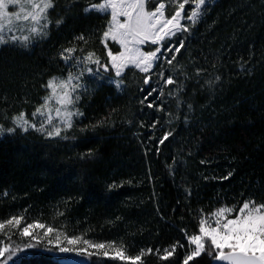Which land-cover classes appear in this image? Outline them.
Segmentation results:
<instances>
[{
  "label": "trees",
  "instance_id": "obj_1",
  "mask_svg": "<svg viewBox=\"0 0 264 264\" xmlns=\"http://www.w3.org/2000/svg\"><path fill=\"white\" fill-rule=\"evenodd\" d=\"M97 2L56 0L47 39L27 51L0 46V123L8 126L5 116L21 110L30 116L46 95L47 79L67 75L70 69L59 58L64 48L94 50L104 59L100 36L106 19L83 11ZM81 34L86 45L75 40ZM184 42L177 60L192 78L184 81L178 113L168 88L164 111L146 107L153 99L161 102L158 92L141 104L140 89L148 86L142 74L129 70L121 89L106 76L82 97L84 116L69 139L48 140L33 132L0 139V221L23 215L25 222L39 221L68 235L114 241L128 255L151 248L145 264H182L189 250L183 230L197 231L201 209L264 201V0L209 3ZM197 68L206 69L198 78ZM168 131L172 135L159 144ZM177 242L183 247L169 261L158 258L157 249L162 255ZM46 259L38 257V264ZM198 259L213 264L206 256ZM95 261L94 256L88 264Z\"/></svg>",
  "mask_w": 264,
  "mask_h": 264
},
{
  "label": "snow or ice",
  "instance_id": "obj_2",
  "mask_svg": "<svg viewBox=\"0 0 264 264\" xmlns=\"http://www.w3.org/2000/svg\"><path fill=\"white\" fill-rule=\"evenodd\" d=\"M56 7V0H0V46L27 51L47 39L53 24L51 14ZM93 10L106 19L100 36L104 59L94 50L85 52L83 47L76 46L64 48L59 58L70 69L67 75L47 79L42 85L46 95L30 116L23 110L10 118L5 116L10 123L8 126L0 123V138L33 132L48 140L69 139L68 133L84 116L80 108L82 97L91 94L106 76L109 84L120 89L129 70L142 74V83L148 86L140 89L145 93L141 104L158 92L161 102L156 104L153 99L146 107L164 111L163 98L168 88L167 96L177 98L179 112L183 101L178 97L184 91V81L192 77L181 71L183 65L177 56L185 48V34H191L207 13V0H100L83 9L85 13ZM62 23V18L55 21L56 27ZM75 40L85 45L89 42L83 34ZM78 51L82 55L77 56ZM205 71L197 68L195 76L198 78ZM165 72L169 74L166 76ZM109 73L112 75H107ZM153 76L156 80L150 84ZM179 76H183V80ZM219 81L217 75L215 82ZM206 83L209 87L214 85L212 80ZM173 85L175 88L168 87ZM187 107L191 110L192 105L189 103ZM167 115L171 122L173 113L169 111ZM175 118H179L178 115ZM156 123L159 120H155L152 127ZM171 135V131L166 132L158 143L164 144ZM183 231L189 250L182 264L193 261L203 264L198 259L202 256L213 264H264V201L249 198L239 206L222 205L210 212L201 209L197 231L194 234H188L186 229ZM0 234L6 237V241L0 239V264H38L37 258L43 256L47 258L46 264H88L94 256L97 261L93 264H103L104 260L145 264L144 257L153 253V249L148 248L134 256L128 255L125 246H117L114 241L94 242L83 234L68 235L39 221L25 222L23 215L0 221ZM13 235L18 236V240H13ZM177 247L183 245L177 242L165 248L162 255L159 249L156 254L159 259L169 261ZM72 256L84 259H68Z\"/></svg>",
  "mask_w": 264,
  "mask_h": 264
},
{
  "label": "rangeland",
  "instance_id": "obj_3",
  "mask_svg": "<svg viewBox=\"0 0 264 264\" xmlns=\"http://www.w3.org/2000/svg\"><path fill=\"white\" fill-rule=\"evenodd\" d=\"M214 1H216V0H207V4H209V3H212V2H214ZM94 11V10H93ZM123 86V85H122ZM122 88V87H121ZM120 88V89H121ZM22 134V133H21ZM7 136V135H6ZM5 137V136H4ZM4 137H2V138H4ZM2 138H0V139H2ZM57 140V139H56ZM23 226V225H22ZM53 227V226H52ZM55 228V227H54ZM58 229V228H57ZM61 230V229H60ZM0 239H4L5 241H6V237L3 235V234H0ZM13 240H18V236H16V235H13ZM68 259H72V260H77V261H79V260H83L84 258H77V257H75V256H72V257H68Z\"/></svg>",
  "mask_w": 264,
  "mask_h": 264
}]
</instances>
